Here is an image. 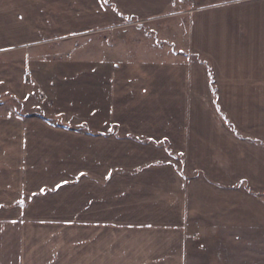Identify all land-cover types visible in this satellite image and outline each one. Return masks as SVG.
I'll list each match as a JSON object with an SVG mask.
<instances>
[{"label": "crops", "instance_id": "0c3cea01", "mask_svg": "<svg viewBox=\"0 0 264 264\" xmlns=\"http://www.w3.org/2000/svg\"><path fill=\"white\" fill-rule=\"evenodd\" d=\"M171 13L184 24L163 37L152 23ZM140 36L153 47L124 40ZM50 39L69 57L28 50ZM2 51L21 55L8 93L23 109L30 52L52 65L55 125L0 115V215L46 198L82 214L60 225L70 243L84 231V264H264V134L243 138L263 101L264 0H0ZM44 225L0 219V264L40 262L28 231Z\"/></svg>", "mask_w": 264, "mask_h": 264}, {"label": "rangeland", "instance_id": "374dc122", "mask_svg": "<svg viewBox=\"0 0 264 264\" xmlns=\"http://www.w3.org/2000/svg\"><path fill=\"white\" fill-rule=\"evenodd\" d=\"M180 3V2H179ZM178 3L175 4L169 8L166 12L169 13V11H175L176 9H183V5L181 6ZM182 4V3H181ZM181 6V7H180ZM185 6V5H184ZM172 8V9H171ZM166 16H172L175 15L173 13L167 14ZM182 17H174V18H167L164 19V21H155L152 24L154 25H161L162 27V34L163 37L173 29L178 28V30H181L180 25H183L184 22L181 21ZM183 23V24H182ZM151 24V25H152ZM114 32V31H113ZM166 33V34H165ZM107 34H96L92 36H79L76 37L74 40L70 41L72 46L74 47H83L85 46L86 42L92 43L98 47L102 46L104 41L107 39ZM105 35V36H104ZM108 40H115V37H110ZM105 38V39H104ZM128 38V37H127ZM126 42H128L130 45H137L140 44L146 48L153 47V44L151 43L150 39H146L143 36H140V38H136L134 40L131 39H124ZM45 44H39L35 47H30L28 50L33 52L34 50H37L38 46H44L40 50L43 53V57L46 59L41 60V62L51 63V61L57 56L59 58H66L68 56L67 50H54L53 41L50 40H44ZM63 46V45H62ZM66 47V46H65ZM64 47V48H65ZM30 52V58H31V74L28 72V76H26L25 80V91L27 92L26 95V101H25V109L22 108V103L20 106V103L16 101V99L8 93V58H20V54H13L8 53L5 51L0 52V115H6L8 110L10 109L11 112L14 114H17L18 109L20 110V114H23L22 116H25L26 118H36L39 120L40 118L42 120H46L47 123L54 126L55 121L52 120L53 115V67H51V64H45L43 68H46L45 71L38 66L37 64L40 63V59L36 60L38 57L36 54H33L32 57ZM35 52V51H34ZM39 52L38 55L41 54ZM64 53V54H63ZM59 55V56H58ZM61 56V57H60ZM7 61V62H6ZM36 64V67L35 65ZM49 68V69H47ZM29 76H34L33 78H29ZM3 82V83H1ZM264 88H260L259 97L263 99L262 102H252L247 103V106L249 108V117L246 119V123L248 122L247 126L252 130V136H243V138L247 137H253L256 138V135L260 134V131L264 134V94L260 93L261 90ZM17 102V103H16ZM19 106H17V105ZM245 120V119H244ZM242 120V122L244 121ZM58 123V122H56ZM264 139V138H263ZM256 142V141H255ZM259 144H264L263 142H258ZM218 166L222 170H227V164L228 161L224 157L221 156V158H218L215 160ZM49 193V192H48ZM46 193V195L48 194ZM49 195V194H48ZM31 199H25L24 200V207L28 205V202ZM59 207V208H57ZM80 210V209H79ZM26 213L23 214H16V215H0V219L8 218V221L13 222H23V223H45L42 228L37 227L36 230H29L28 234L30 237V255L33 256L34 261L40 260V262H33L31 264H52L48 263V260H51L53 264H84L83 258H84V231L77 230L74 231L76 238H71V240H76V242H69V231L62 230L61 223H66L70 221L76 222H84V216L82 214L77 215H70L68 213V208H63L56 205V202L52 198H46L43 207H37V205H34L33 208H27L25 209ZM34 240V241H32ZM48 240H52L55 242H49ZM32 258V259H33ZM54 260V261H53ZM47 261L46 263H44ZM216 261L218 259L216 258ZM31 262V261H30ZM219 262V261H218Z\"/></svg>", "mask_w": 264, "mask_h": 264}, {"label": "trees", "instance_id": "16d2710c", "mask_svg": "<svg viewBox=\"0 0 264 264\" xmlns=\"http://www.w3.org/2000/svg\"><path fill=\"white\" fill-rule=\"evenodd\" d=\"M16 103H17V102H16ZM16 105H17V104H16ZM17 106H18V105H17ZM18 107H19V106H18ZM19 111H20V110L18 109V112L16 111V113H17V114H20V112H19Z\"/></svg>", "mask_w": 264, "mask_h": 264}]
</instances>
